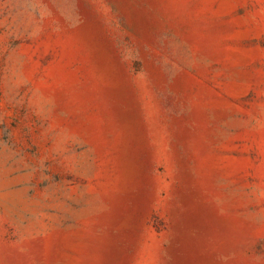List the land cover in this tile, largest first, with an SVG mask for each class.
I'll use <instances>...</instances> for the list:
<instances>
[{
  "label": "rangeland",
  "instance_id": "obj_1",
  "mask_svg": "<svg viewBox=\"0 0 264 264\" xmlns=\"http://www.w3.org/2000/svg\"><path fill=\"white\" fill-rule=\"evenodd\" d=\"M0 264H264V0H0Z\"/></svg>",
  "mask_w": 264,
  "mask_h": 264
}]
</instances>
